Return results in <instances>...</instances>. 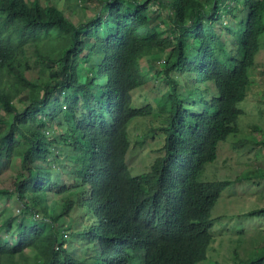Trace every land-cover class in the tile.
I'll use <instances>...</instances> for the list:
<instances>
[{
    "label": "trees",
    "instance_id": "trees-1",
    "mask_svg": "<svg viewBox=\"0 0 264 264\" xmlns=\"http://www.w3.org/2000/svg\"><path fill=\"white\" fill-rule=\"evenodd\" d=\"M97 1L78 24L54 4L0 0V157L19 168L0 190V264H196L231 183L198 177L238 132L264 0ZM158 76L154 104L134 98ZM150 114L163 142L132 175L128 126ZM259 248L232 264H264Z\"/></svg>",
    "mask_w": 264,
    "mask_h": 264
},
{
    "label": "rangeland",
    "instance_id": "rangeland-1",
    "mask_svg": "<svg viewBox=\"0 0 264 264\" xmlns=\"http://www.w3.org/2000/svg\"><path fill=\"white\" fill-rule=\"evenodd\" d=\"M38 2L42 5L45 3L56 5L78 24H84L87 18L94 15L98 3L97 0H38ZM157 6L152 5L156 7L153 11H157L167 20L169 9ZM216 28L220 33L219 23L216 24ZM82 70L88 72L89 68L83 65ZM37 71L38 68L35 67L32 76H37ZM248 74L251 80L248 94L238 103L243 110L237 119L238 132L229 134L218 143L217 157L205 164L198 177L199 181L229 180L231 183L221 192L210 211L213 240L207 249V257L196 264H232L235 252L246 258L250 252L264 246V212L244 216L249 211L264 208V47L255 56V65L248 70ZM164 83L162 76L150 79L147 85L135 92L134 98L141 103L154 104L153 99L159 97L160 92L166 88ZM187 85H190V79H187ZM78 90L84 94L87 93L88 87L79 86ZM2 116L3 112L0 111V118ZM160 124L158 114L136 117L129 124L128 136L131 145L125 159L132 175L146 171L158 154L163 137L159 135V131L153 129L158 128ZM144 137L147 138L143 139ZM141 140L142 145L138 144ZM18 171L17 164H11L0 157V190L14 191V177ZM8 203L4 197L0 207ZM11 214L12 211L6 213L4 217Z\"/></svg>",
    "mask_w": 264,
    "mask_h": 264
}]
</instances>
